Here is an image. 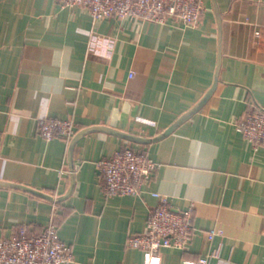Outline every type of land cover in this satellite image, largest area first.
I'll use <instances>...</instances> for the list:
<instances>
[{
  "label": "crops",
  "instance_id": "0c3cea01",
  "mask_svg": "<svg viewBox=\"0 0 264 264\" xmlns=\"http://www.w3.org/2000/svg\"><path fill=\"white\" fill-rule=\"evenodd\" d=\"M221 69L210 100L166 138L136 144L93 132L74 151L76 187L63 202L0 185V238L40 233L58 209L68 264H148L126 242L147 231L166 197L175 211L194 206L185 251L165 248L161 264H183L222 243L229 264H264V147L236 129L254 105L264 108V0H217ZM197 27L172 22L95 20L57 0H0V181L64 195L70 142L38 133L43 117L70 119L78 131L105 125L154 137L196 105L213 85L219 28L212 0ZM93 33L104 39L90 50ZM134 76L130 77V73ZM131 147L160 164L139 195L106 197L98 162ZM221 229L212 242L207 233Z\"/></svg>",
  "mask_w": 264,
  "mask_h": 264
},
{
  "label": "built area",
  "instance_id": "2783aa9c",
  "mask_svg": "<svg viewBox=\"0 0 264 264\" xmlns=\"http://www.w3.org/2000/svg\"><path fill=\"white\" fill-rule=\"evenodd\" d=\"M62 7L77 6L90 11L95 20L142 19L156 23L172 22L182 27H197L207 10L206 0H57ZM104 39L93 33L90 50L101 53ZM134 72L130 73V77ZM237 131L251 143L254 150L264 147V108L254 105L245 117L236 123ZM38 133L46 140L56 137L70 142L77 133L70 119L43 117L38 122ZM160 164L139 150L125 147L110 158L98 162L104 178L103 193L106 197L139 195L151 180ZM160 199L149 212L147 231L131 233L127 246L144 251L148 264H161L160 251L173 248L185 251L191 243L194 226V206L175 211L166 197ZM58 209L53 211L50 223L38 234L21 230L10 237L0 238V264H68L73 261L72 246L63 241L58 232ZM223 236L221 229L208 231L207 239L213 241ZM183 264H229L223 257L222 243L194 261Z\"/></svg>",
  "mask_w": 264,
  "mask_h": 264
},
{
  "label": "water",
  "instance_id": "95a60500",
  "mask_svg": "<svg viewBox=\"0 0 264 264\" xmlns=\"http://www.w3.org/2000/svg\"><path fill=\"white\" fill-rule=\"evenodd\" d=\"M212 5L213 9L216 15L217 23H218V28H219V59H218V67H217V73L215 76V80L213 85L210 87V89L204 94V96L200 99V101L194 105L190 110L185 112L183 115H181L170 127H168L165 131L162 133L154 136V137H145L142 135L130 133L127 131H122L113 127L105 126V125H94L90 127H86L84 129H81L78 131L75 136L72 138L70 145H69V155H68V162L70 166V171H71V179H70V186L67 190V192L64 195L61 196H54L51 194H48L43 191H39L36 189H33L31 187L18 184V183H12V182H6V181H0V185L2 186H7V187H13V188H19L25 191H28L34 195H37L39 197L48 199L50 201L59 203L63 202L66 199H68L73 192L75 191L76 187V176H75V166H74V151L77 142L84 137L85 135L93 132H103V133H108L114 136H117L119 138H122L124 140H127L132 143L136 144H150L152 142H157L160 141L167 136H169L171 133H173L179 126H181L184 122L189 120L196 112H198L213 96V94L216 91V88L218 86L219 82V72L221 69V46H222V14L218 5L217 0H212Z\"/></svg>",
  "mask_w": 264,
  "mask_h": 264
}]
</instances>
